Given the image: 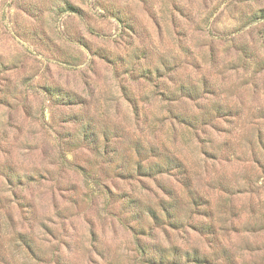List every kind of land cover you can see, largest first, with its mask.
<instances>
[{"label": "rangeland", "instance_id": "1", "mask_svg": "<svg viewBox=\"0 0 264 264\" xmlns=\"http://www.w3.org/2000/svg\"><path fill=\"white\" fill-rule=\"evenodd\" d=\"M0 264H264V0H0Z\"/></svg>", "mask_w": 264, "mask_h": 264}]
</instances>
